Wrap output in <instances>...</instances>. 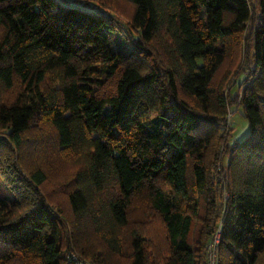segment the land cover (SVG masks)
Returning <instances> with one entry per match:
<instances>
[{
  "label": "trees",
  "instance_id": "obj_1",
  "mask_svg": "<svg viewBox=\"0 0 264 264\" xmlns=\"http://www.w3.org/2000/svg\"><path fill=\"white\" fill-rule=\"evenodd\" d=\"M126 1L0 0V264H264V0Z\"/></svg>",
  "mask_w": 264,
  "mask_h": 264
},
{
  "label": "rangeland",
  "instance_id": "obj_2",
  "mask_svg": "<svg viewBox=\"0 0 264 264\" xmlns=\"http://www.w3.org/2000/svg\"><path fill=\"white\" fill-rule=\"evenodd\" d=\"M104 2L112 8L117 15L121 18L126 19L129 17L131 12V6L126 0H104ZM104 3V4H105ZM229 55L225 59L222 68L217 76V85L222 84V90L225 92L228 99V113L225 118V132L227 133L224 137L232 136L235 139H241L245 137L249 132V126L247 120L242 115V109L237 107L236 102L239 101V92L241 86L235 89L233 87L235 79L239 75L243 66H245L248 57L250 55V40H249V25L245 27V29L240 32L237 36L229 39ZM246 59V61H245ZM235 98L236 102H231V100ZM223 130V129H222ZM222 130H219V134H221ZM41 134L46 142H51L52 131L47 129L38 128L37 130L32 131L31 138H41ZM215 143V142H214ZM216 146L219 145V150H224V146L221 145L220 139L216 141ZM225 156H227L225 154ZM225 158V157H224ZM66 160V159H64ZM225 159L223 160V163ZM62 169L65 167L61 166ZM67 168H70V163ZM49 170H53L52 167H49ZM227 195V194H226ZM89 262V261H88ZM90 263V262H89Z\"/></svg>",
  "mask_w": 264,
  "mask_h": 264
},
{
  "label": "built area",
  "instance_id": "obj_3",
  "mask_svg": "<svg viewBox=\"0 0 264 264\" xmlns=\"http://www.w3.org/2000/svg\"><path fill=\"white\" fill-rule=\"evenodd\" d=\"M220 226L212 235L211 239L208 241L205 250V260L206 264H216L217 262V246L220 241ZM68 264H90L88 261L80 258L75 252L68 251L67 253Z\"/></svg>",
  "mask_w": 264,
  "mask_h": 264
}]
</instances>
